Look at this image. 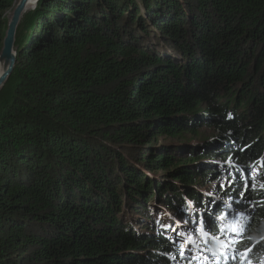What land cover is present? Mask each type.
I'll return each instance as SVG.
<instances>
[{"label": "trees", "instance_id": "trees-1", "mask_svg": "<svg viewBox=\"0 0 264 264\" xmlns=\"http://www.w3.org/2000/svg\"><path fill=\"white\" fill-rule=\"evenodd\" d=\"M14 45L0 264H184L224 209L262 264L264 0H38Z\"/></svg>", "mask_w": 264, "mask_h": 264}, {"label": "rangeland", "instance_id": "rangeland-1", "mask_svg": "<svg viewBox=\"0 0 264 264\" xmlns=\"http://www.w3.org/2000/svg\"><path fill=\"white\" fill-rule=\"evenodd\" d=\"M14 1H15V4H16V2L18 0H14ZM11 11L7 12V15H6L7 23H8V19H9V13H11ZM200 132L202 134H204V133L206 134L207 133V129L206 128H202V129H200ZM232 201L233 200L229 199L230 203ZM247 212L250 213V211H247ZM227 215H228V213H226L224 211V216L223 217L225 218ZM170 222H172L174 228L178 231V235H179L178 239L180 241L185 240V242H183L184 246H182V247L186 250V253L189 254V251H190L189 255H190L192 263L188 259V261H186V260L184 261V264H193V263L194 264H202V262H206L207 263L208 259L210 257H213L211 255L212 254L211 251L213 250V248L217 247L219 239H224L225 240V237H226L225 235H223L224 233H221V236H219V237L210 236L206 232V230H205L206 228L204 226L201 227V225H203L202 222H200L198 224H193L192 222L188 223V221L183 219V218H178V220L174 219V218H170ZM224 222H225V224H227L228 232L235 235L236 230H235V228L233 226V220L231 218H227ZM229 222L232 223V225H229L228 224ZM201 229H204V230L202 231ZM233 230H235V231H233ZM203 237H204V239H203ZM205 237L211 238V241L208 242L205 239ZM205 247L209 248L210 251L207 248H205ZM220 250L224 251V248H220ZM205 253H207V254H205ZM196 260H197V263H196ZM214 261H216V259H214Z\"/></svg>", "mask_w": 264, "mask_h": 264}, {"label": "water", "instance_id": "water-1", "mask_svg": "<svg viewBox=\"0 0 264 264\" xmlns=\"http://www.w3.org/2000/svg\"><path fill=\"white\" fill-rule=\"evenodd\" d=\"M37 1L38 0H18L11 11V17L8 20L0 49V65L3 66L2 72L0 73V88L8 80L15 66L16 51L14 44L18 24L22 16L34 8Z\"/></svg>", "mask_w": 264, "mask_h": 264}, {"label": "bare ground", "instance_id": "bare-ground-1", "mask_svg": "<svg viewBox=\"0 0 264 264\" xmlns=\"http://www.w3.org/2000/svg\"><path fill=\"white\" fill-rule=\"evenodd\" d=\"M10 17H11V13H9V19H10ZM2 69H3V66L0 65V73L2 72ZM224 203H228V202H226L224 200ZM224 211H225V209H224ZM239 217H245V216H241V214H240L237 217L238 224H240V227L237 230L242 233V236H241V234H240V236L234 235V234L229 233L228 231L224 230V235L226 236V239L224 240V239L218 238L219 241H218L217 247L213 248V250L211 251L212 252L211 255L214 256L218 251H223V250H220V248H224V252H223L224 253V264H241V255H239L238 253L243 254L246 249H251V251L253 252V255L258 257V252H255V249H256L255 245L257 244L256 241H254L250 238L249 240H247V242L245 244L240 245L245 240L246 236L249 235L247 230L243 229L244 227L249 226V223L248 222L244 223V222L240 221ZM224 220H226V219L224 218ZM201 230L203 231L204 229H201ZM205 230H207V229H205ZM207 249L210 251L209 248H207ZM231 253H233V256L234 255L236 256L234 261H233V258L230 257V255H229ZM248 260H251V263H252V261L255 260L254 256H252V258H249V256L247 258H245L243 264H248ZM196 263H197V261H196ZM202 264H214V258L210 257L208 259L207 263L202 262Z\"/></svg>", "mask_w": 264, "mask_h": 264}, {"label": "snow or ice", "instance_id": "snow-or-ice-1", "mask_svg": "<svg viewBox=\"0 0 264 264\" xmlns=\"http://www.w3.org/2000/svg\"><path fill=\"white\" fill-rule=\"evenodd\" d=\"M246 187H247V185H246ZM261 187L264 188V185H261ZM221 219H223V217H221ZM233 231H235V230H233ZM250 252H251V249H246L243 254L238 253L239 255H241V264H243L244 259L249 256ZM248 264H251V260H248ZM262 264H264V261H262Z\"/></svg>", "mask_w": 264, "mask_h": 264}]
</instances>
